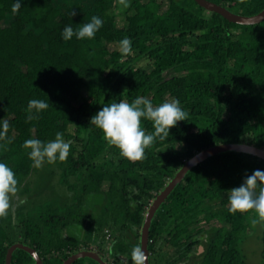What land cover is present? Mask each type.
<instances>
[{
    "label": "trees",
    "instance_id": "1",
    "mask_svg": "<svg viewBox=\"0 0 264 264\" xmlns=\"http://www.w3.org/2000/svg\"><path fill=\"white\" fill-rule=\"evenodd\" d=\"M210 1L242 15L264 8V0ZM13 3L0 0V162L29 196L47 191L54 175L66 191L28 198L0 216V264L15 242L36 249L43 264H62L79 250L109 264H142L136 249L147 208L188 158L220 143L264 149V19L232 22L195 0H22L18 11ZM93 16L104 21L94 38L62 39L67 24L75 29ZM138 97L154 106L177 99L188 117L131 161L89 122L105 103ZM32 99L48 107L29 120ZM141 126L154 131L151 121ZM57 132L71 145L67 159L33 167L24 141L47 142ZM257 169L263 158L235 150L191 167L151 220L149 264H184L201 245L194 264H249L243 243L258 222L251 210L229 213L227 196ZM91 197L100 199L96 210ZM85 259L99 264L90 257L71 264ZM11 264L36 263L16 248Z\"/></svg>",
    "mask_w": 264,
    "mask_h": 264
},
{
    "label": "clouds",
    "instance_id": "2",
    "mask_svg": "<svg viewBox=\"0 0 264 264\" xmlns=\"http://www.w3.org/2000/svg\"><path fill=\"white\" fill-rule=\"evenodd\" d=\"M22 6V0H14L13 11H18ZM71 16L76 12L72 11ZM103 19L93 16L91 20L78 28L67 24L61 31L63 40L68 41L75 37L78 40L92 39L103 26ZM122 50L125 53L131 51V41L125 38L122 41ZM48 107L47 102L32 99L28 102L31 114L27 119L31 120L35 114ZM188 117L180 101L172 99L154 106L146 97H138L131 103L126 101L105 103L100 110L90 118V122L98 129L106 143L119 150V154L131 161L142 160L145 150L153 145L157 138L165 139L170 134V128L184 121ZM143 120L152 122L154 131L146 133L141 126ZM2 127L6 130L8 124ZM33 167H41L45 163L53 164L67 159L70 151V143L63 138V133L57 132L55 139L47 142L38 138H29L24 141ZM264 170L257 169L252 174L246 175L243 182L229 190L227 199L229 213H246L253 211L256 219L253 223L264 222ZM18 191V180L13 169L5 162H0V216L6 214L10 207L12 196ZM137 260L142 259V253L136 249Z\"/></svg>",
    "mask_w": 264,
    "mask_h": 264
},
{
    "label": "water",
    "instance_id": "3",
    "mask_svg": "<svg viewBox=\"0 0 264 264\" xmlns=\"http://www.w3.org/2000/svg\"><path fill=\"white\" fill-rule=\"evenodd\" d=\"M199 5L204 7L208 11H215L221 14L223 17L229 21L240 23V24H254L262 21L264 19V8L254 15H242L239 13H234L227 9L226 7L217 4L210 0H195ZM228 150L247 152L264 159V149L259 148L255 145L248 143H220L216 145L209 146L198 152L193 156L188 158L185 163L178 169L175 175L166 183L162 190H160L150 203L147 211L144 215V220L140 230V253H142V264H149V250H148V239H149V228L151 220L159 208L161 203L166 199L170 191L175 187V185L183 178L185 173L194 165L202 161L203 159L215 155L219 152H224ZM16 248H21L27 251L35 260L36 264H43L42 259L37 253L36 249L30 247L29 245L23 244L21 242L12 243L6 252L5 264H11L12 253ZM80 257H90L96 260L99 264H109L105 261L97 252L92 250H79L77 252L69 255L62 264H71L75 259Z\"/></svg>",
    "mask_w": 264,
    "mask_h": 264
},
{
    "label": "rangeland",
    "instance_id": "4",
    "mask_svg": "<svg viewBox=\"0 0 264 264\" xmlns=\"http://www.w3.org/2000/svg\"><path fill=\"white\" fill-rule=\"evenodd\" d=\"M140 64L146 65L147 62H146V60L142 59ZM45 165H46V163L42 167H44ZM36 175L37 174L31 175L32 181H34V178H36ZM48 181H49V179H48ZM56 181H57V175H54L52 177V181L51 180L49 181V185L46 189L47 191L42 190L41 193L38 192L39 195L36 192H33L29 196V195L25 194V193H27L25 191H22V190L17 191V193H15L12 196V199L10 201V207L7 210V212L8 211H14L15 208H17V206L22 207V209L25 208V206H26L25 204L27 203L26 201L28 200V198L31 201V200L39 199V198L44 197V196L48 197L51 195V193L54 194L55 196L60 197V195L64 194V192L66 190L62 189V187L60 188V186L57 184ZM33 185H31V186H33ZM87 202L90 204L91 209L96 210L100 207V205H99L100 199L97 197L88 198ZM211 224H213V223H211ZM211 224H207V225H205V227L208 228ZM262 225H263L262 222H260V223L258 222L254 226L253 233L244 239L243 250H244V254L246 256V261L249 264H264V257L261 254L262 246H261L260 238L257 236V234L261 233V229H262L261 226ZM203 248H204L203 245L198 246V248L196 246V249L194 250L195 253L190 254V258L184 264H194L196 261H198L201 257V253L203 251ZM105 257L109 258L107 256V253L105 254ZM84 263L94 264L90 259H85Z\"/></svg>",
    "mask_w": 264,
    "mask_h": 264
}]
</instances>
